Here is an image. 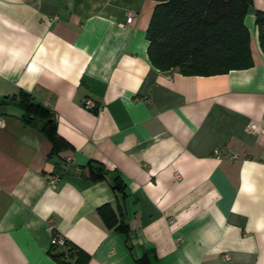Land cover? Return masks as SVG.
<instances>
[{"label": "crops", "instance_id": "1", "mask_svg": "<svg viewBox=\"0 0 264 264\" xmlns=\"http://www.w3.org/2000/svg\"><path fill=\"white\" fill-rule=\"evenodd\" d=\"M157 2L0 0V264H57L49 227L86 264H264V133L245 129L264 120V0L243 19L252 66L208 76L152 66ZM20 91L46 109L28 125Z\"/></svg>", "mask_w": 264, "mask_h": 264}, {"label": "trees", "instance_id": "2", "mask_svg": "<svg viewBox=\"0 0 264 264\" xmlns=\"http://www.w3.org/2000/svg\"><path fill=\"white\" fill-rule=\"evenodd\" d=\"M251 3L252 0H158L146 29L150 63L160 71L177 69L184 75L203 76L252 66L249 32L243 21ZM255 24L264 52V11H255ZM13 99L22 109L21 119L27 125L46 112L29 93L20 91ZM40 131L51 143L50 159L65 142L57 135L52 117L46 119ZM105 172L102 167L91 168L92 180L103 179ZM112 181L113 189H118V177ZM98 213L108 227L118 222L108 204L98 207ZM65 245L69 246L61 252H53L56 246H51L50 255L57 264H86L88 255L83 250L71 243ZM145 255L136 264H149Z\"/></svg>", "mask_w": 264, "mask_h": 264}, {"label": "built area", "instance_id": "3", "mask_svg": "<svg viewBox=\"0 0 264 264\" xmlns=\"http://www.w3.org/2000/svg\"><path fill=\"white\" fill-rule=\"evenodd\" d=\"M133 16V12L129 11L127 18H126V22H130ZM83 105L85 108H92L94 106V104L92 103V101H90L89 99H86L83 101ZM246 131H248L249 133L252 134H260V133H264V120L261 121L260 123H255V122H248L245 126ZM216 155H220L219 151H215ZM238 156L236 154H232V158H237ZM59 180V175L55 174L52 175L51 177L48 178L47 180V186L48 188H55L57 185V182ZM49 229L51 230V237H50V244L51 246H64L66 244V239H64L63 237L59 236L52 227H49Z\"/></svg>", "mask_w": 264, "mask_h": 264}, {"label": "rangeland", "instance_id": "4", "mask_svg": "<svg viewBox=\"0 0 264 264\" xmlns=\"http://www.w3.org/2000/svg\"><path fill=\"white\" fill-rule=\"evenodd\" d=\"M251 6V5H250ZM252 7V6H251Z\"/></svg>", "mask_w": 264, "mask_h": 264}]
</instances>
